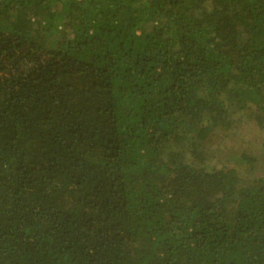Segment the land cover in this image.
<instances>
[{"label":"trees","instance_id":"16d2710c","mask_svg":"<svg viewBox=\"0 0 264 264\" xmlns=\"http://www.w3.org/2000/svg\"><path fill=\"white\" fill-rule=\"evenodd\" d=\"M258 139L264 0H0V264H264Z\"/></svg>","mask_w":264,"mask_h":264},{"label":"rangeland","instance_id":"374dc122","mask_svg":"<svg viewBox=\"0 0 264 264\" xmlns=\"http://www.w3.org/2000/svg\"><path fill=\"white\" fill-rule=\"evenodd\" d=\"M254 128L257 131V128L255 126H254ZM261 138H263V137H261ZM263 140L262 139H258L256 141V143L253 144V148H251L248 153L253 154L254 156H256L258 158H261L263 156V152L262 151L264 149V142H263ZM229 143H232V144H230L231 146H234V144H235V142H229Z\"/></svg>","mask_w":264,"mask_h":264}]
</instances>
